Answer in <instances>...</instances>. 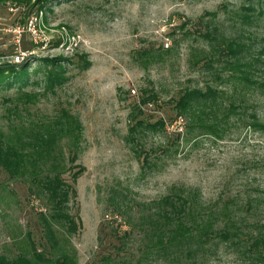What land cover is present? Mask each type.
<instances>
[{"label": "rangeland", "instance_id": "1", "mask_svg": "<svg viewBox=\"0 0 264 264\" xmlns=\"http://www.w3.org/2000/svg\"><path fill=\"white\" fill-rule=\"evenodd\" d=\"M229 40L264 62V0H0V55L28 62L27 91L41 95L23 116L49 120L64 111L81 126L74 171L83 172L70 209L82 228L69 237L77 264H166L151 251L149 230L157 203L179 191H193L207 212L229 207L244 216L253 201L250 223L264 224V130L222 114L218 127L191 128L175 108L193 90L224 93V106L236 99V73L221 71L232 59L215 47ZM50 59L65 75L54 92L46 89L52 67L42 62ZM263 64L253 81H264ZM245 95L247 114L264 124V89ZM17 97L0 92L5 131ZM161 120L165 128L152 127ZM69 143H61L67 159ZM41 214H51L46 200L0 170V255L31 251L28 233L42 250ZM203 252L197 264H254L236 243L216 241Z\"/></svg>", "mask_w": 264, "mask_h": 264}, {"label": "trees", "instance_id": "2", "mask_svg": "<svg viewBox=\"0 0 264 264\" xmlns=\"http://www.w3.org/2000/svg\"><path fill=\"white\" fill-rule=\"evenodd\" d=\"M5 1V0H1ZM42 4L40 11H44ZM29 19V17H28ZM212 41L213 35L205 36ZM219 56L232 60L224 62L221 71H234L236 76V99L230 97L229 105L224 106V93L212 88L188 91L178 100V116H189L191 128L202 126L212 121L209 129L223 124L230 115L238 120L249 119V126L264 130V124L255 114H247L249 105L245 93L255 89H264V81H253V73L262 62L261 57L248 55L244 44L233 40L217 43ZM215 60V54L211 55ZM9 56L0 55V60ZM32 57V56H31ZM213 60L206 63H212ZM47 67H52L46 74L47 88L54 92L65 81V75L56 60H43ZM264 65V64H263ZM30 64L25 60L19 64L12 61L0 63V92L15 90L18 99L7 108L10 118L7 131L0 128V170L10 180H20L30 185V192L43 197L50 208V216L41 214L45 244L40 250L32 235L27 234L31 251L21 253L14 259L0 255V264H77V251L69 237L76 235L82 228V220L71 213V204L77 199L76 182L83 170L74 171L79 151L81 126L78 120L67 112L59 113L49 120L32 121L24 113L29 111L41 95L27 91L29 87ZM37 73V71H34ZM154 98L143 100L142 105L154 103ZM219 99V100H218ZM221 110H223L221 112ZM220 111L218 114L217 112ZM225 115L220 120V115ZM12 118L14 120H12ZM224 119V120H223ZM12 120V121H11ZM166 122H157L152 127L165 128ZM68 139V159L62 141ZM70 164V166H69ZM73 170V171H72ZM71 171V177L66 175ZM36 190V191H35ZM198 197L193 192L179 191L161 199L150 230L154 240L151 251L165 257L166 264H197V257L204 256L201 251L206 245L216 243H236L245 250V254L254 264H264V224L250 223L253 201H246L243 207L246 215L229 207L222 210L201 211ZM257 206L260 202L254 200ZM117 264H129L121 262Z\"/></svg>", "mask_w": 264, "mask_h": 264}, {"label": "water", "instance_id": "3", "mask_svg": "<svg viewBox=\"0 0 264 264\" xmlns=\"http://www.w3.org/2000/svg\"><path fill=\"white\" fill-rule=\"evenodd\" d=\"M8 60H10V59H8V58L6 59V58H5V59H3L2 61H8Z\"/></svg>", "mask_w": 264, "mask_h": 264}, {"label": "built area", "instance_id": "4", "mask_svg": "<svg viewBox=\"0 0 264 264\" xmlns=\"http://www.w3.org/2000/svg\"><path fill=\"white\" fill-rule=\"evenodd\" d=\"M17 60H19V59H17ZM2 62V60H0V63Z\"/></svg>", "mask_w": 264, "mask_h": 264}]
</instances>
